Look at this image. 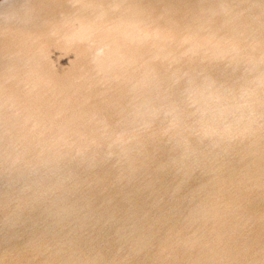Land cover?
Returning a JSON list of instances; mask_svg holds the SVG:
<instances>
[{
    "label": "water",
    "instance_id": "obj_1",
    "mask_svg": "<svg viewBox=\"0 0 264 264\" xmlns=\"http://www.w3.org/2000/svg\"><path fill=\"white\" fill-rule=\"evenodd\" d=\"M0 46V264H264V0H0Z\"/></svg>",
    "mask_w": 264,
    "mask_h": 264
},
{
    "label": "bare ground",
    "instance_id": "obj_2",
    "mask_svg": "<svg viewBox=\"0 0 264 264\" xmlns=\"http://www.w3.org/2000/svg\"><path fill=\"white\" fill-rule=\"evenodd\" d=\"M10 30L16 36V39L17 38H21L22 31H21L20 28H18V27H12ZM3 47L4 46H0V61L4 60L6 57L9 58V60L7 62V65L5 67V70H6V68L9 65V63H11V53H10V51H8L7 48H3Z\"/></svg>",
    "mask_w": 264,
    "mask_h": 264
}]
</instances>
